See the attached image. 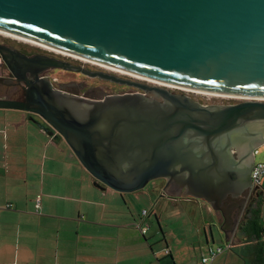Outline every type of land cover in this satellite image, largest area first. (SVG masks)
<instances>
[{
  "label": "water",
  "instance_id": "1",
  "mask_svg": "<svg viewBox=\"0 0 264 264\" xmlns=\"http://www.w3.org/2000/svg\"><path fill=\"white\" fill-rule=\"evenodd\" d=\"M0 30L158 81L252 97L202 104L166 86L0 44L25 80V97H0V108L39 115L42 121H31L63 139L97 186L130 193L165 179L163 191L186 185L221 213L227 194L251 187L234 168L230 136L251 127L260 132L256 148L264 145V0H0ZM49 68L83 71L158 99L72 96L39 79L37 71Z\"/></svg>",
  "mask_w": 264,
  "mask_h": 264
},
{
  "label": "crops",
  "instance_id": "2",
  "mask_svg": "<svg viewBox=\"0 0 264 264\" xmlns=\"http://www.w3.org/2000/svg\"><path fill=\"white\" fill-rule=\"evenodd\" d=\"M165 182L157 180L144 218L135 211L139 191L97 186L63 139L49 137L24 111L0 108V264H197L224 245L229 249L213 264H264V181L235 231L230 218L186 185L163 191ZM253 210L259 233L249 226ZM152 218L162 237L152 231ZM145 223L150 230L143 235ZM212 223L224 244L213 245Z\"/></svg>",
  "mask_w": 264,
  "mask_h": 264
},
{
  "label": "flooded vegetation",
  "instance_id": "3",
  "mask_svg": "<svg viewBox=\"0 0 264 264\" xmlns=\"http://www.w3.org/2000/svg\"><path fill=\"white\" fill-rule=\"evenodd\" d=\"M15 38V37H14ZM16 41L9 40H0V44L4 47L16 49L19 52H22L28 56L34 55H43L48 57H54L58 60H63L69 62L74 66L82 67L88 72L103 71L105 73L116 75L122 79H130L139 82H146L147 84L160 85L158 82H153L152 80H145L139 77H134L126 73H120L118 71H112L105 66H101L98 63H91L84 61L80 58H77L74 54H65L63 52H57L49 49L46 46L25 41L22 39L16 38ZM5 56V57H4ZM0 52V97L8 99H23L25 97L23 87L25 86V80L21 77L22 75L18 71L16 74L7 63L8 57L7 54ZM106 65V64H105ZM36 70L38 68H35ZM27 77L32 76L30 71L26 72ZM66 74L65 78H61V74ZM57 74L58 77L54 76ZM37 76L39 79L47 80L49 79L55 90L72 95L77 97H83L88 99H102L110 95H119V94H144L148 97L158 99V96L152 92H146L138 87L130 86L125 83L117 82L111 79L102 78L99 76L92 77L83 71H72L62 68H49L45 70H38ZM141 76V75H140ZM166 86V85H163ZM168 87V86H166ZM171 88V87H169ZM179 89V88H177ZM193 90V89H192ZM173 92L172 90H170ZM186 91V90H184ZM178 93V92H173ZM185 94V93H179ZM160 98V97H159ZM193 98V97H192ZM160 101H163L162 99ZM200 102V101H198ZM202 103V102H200ZM237 103V102H236ZM204 104V103H202ZM211 104H233V103H208ZM29 120H38L42 121L41 117L35 113L25 112ZM260 134L258 129L247 127L243 134L233 133L231 137L233 150V158L235 160L234 168L241 170L243 182L246 186L250 185L251 187H245L240 194L234 198L233 194H227L222 203V214L230 218L233 224L239 223L249 214L251 206L259 201L258 189L255 190V186H252L251 171L256 164L255 161V150L257 137ZM157 180L154 182L156 184ZM239 225V224H238Z\"/></svg>",
  "mask_w": 264,
  "mask_h": 264
},
{
  "label": "rangeland",
  "instance_id": "4",
  "mask_svg": "<svg viewBox=\"0 0 264 264\" xmlns=\"http://www.w3.org/2000/svg\"><path fill=\"white\" fill-rule=\"evenodd\" d=\"M9 39H11L12 41L17 40L16 38H14L10 35H5V34L0 33V40H9ZM161 86H163V85H161ZM167 88L169 90H172L173 92L185 93V94L193 97L195 100L200 101L204 104H208V103H236V102L243 100L241 98L230 97V96L229 97L214 96V95H209V94L184 91L182 89H177V88H172V87L171 88L167 87ZM255 161H256V163L257 162H264V145L260 146L258 148V153L255 155ZM155 181L150 182L144 189L139 191V193L137 194L136 197H134V198H136L134 201L139 202L138 205H135V209H136L135 211L139 215L144 216V218L151 216V213L149 211V209L151 208V202L149 203V201L151 200V195L155 194V183H154ZM128 194H130V193H128ZM148 194H149V196H148ZM126 196H127L126 197L127 201H130L131 195H126ZM262 207L264 209V205ZM144 210H146L148 212L147 215H144ZM151 225H152V231H156V233H158L162 237L161 231L159 229V225H158L155 218H152ZM212 225H213L212 226L213 232L215 235V243H213V242H211V243H213V245L218 244V243H223L224 238L221 236V233H220L218 227L216 226L215 223H212ZM208 231L210 232V228H208Z\"/></svg>",
  "mask_w": 264,
  "mask_h": 264
},
{
  "label": "bare ground",
  "instance_id": "5",
  "mask_svg": "<svg viewBox=\"0 0 264 264\" xmlns=\"http://www.w3.org/2000/svg\"><path fill=\"white\" fill-rule=\"evenodd\" d=\"M0 33L1 34H5V35H10L12 37H15V38H18V39H22V40H25V41H30V42H34V43H37V44H40V45H43V46H46L48 47L49 49L51 50H54V51H57V52H63L65 54H70V52H67V51H63V50H60V49H57V48H54L52 46H49V45H46V44H43V43H40V42H35V41H31V40H27L21 36H17V35H14V34H11V33H8V32H5V31H1L0 30ZM73 54V53H71ZM70 54V55H71ZM76 54H74L75 56ZM77 58H80L84 61H87V62H91V63H98V65L100 64L101 66H105L106 68L110 69V70H114V71H118V72H122V73H126V74H129V75H132L134 77H139V78H142V79H145V80H152L153 82H158V84H161V85H166L168 87H172V88H179V89H182V90H186V91H191V92H195V93H202V94H209V95H214V96H223V97H236V98H241V99H251L252 97H248V96H243V95H232V94H225V93H222V92H214V91H201V90H198V89H195V88H190V87H183V86H177V85H174L170 82H163V81H158L156 79H152V78H148L146 76H143L140 74H136V73H133V72H129L127 70H124V69H121V68H117V67H113V66H110V65H105V63H102V62H97L95 60H91V59H88L86 57H83V56H80V55H76ZM193 89V90H192ZM259 99H262L264 100V97L262 98H259Z\"/></svg>",
  "mask_w": 264,
  "mask_h": 264
},
{
  "label": "built area",
  "instance_id": "6",
  "mask_svg": "<svg viewBox=\"0 0 264 264\" xmlns=\"http://www.w3.org/2000/svg\"><path fill=\"white\" fill-rule=\"evenodd\" d=\"M263 146V145H262ZM259 148V147H258ZM258 148L255 150V154L258 153ZM251 179H252V186L258 187L262 185L264 181V162H257L252 171H251ZM36 209L37 211L41 207V195H38L36 198ZM147 211L144 210V215H147ZM139 228L143 235L147 234V232L150 229V226L148 223H145L143 225H139ZM227 249H229L228 245L224 246H218L216 248H210L209 252L206 255H203L200 260H198L197 264H213L215 258L225 252ZM168 251V250H167Z\"/></svg>",
  "mask_w": 264,
  "mask_h": 264
},
{
  "label": "trees",
  "instance_id": "7",
  "mask_svg": "<svg viewBox=\"0 0 264 264\" xmlns=\"http://www.w3.org/2000/svg\"><path fill=\"white\" fill-rule=\"evenodd\" d=\"M249 224H250L249 226H251L253 230L258 231V233L261 232L262 226L259 225V223H258V217H257V214H256V212L254 210H253L252 219H251V221H250Z\"/></svg>",
  "mask_w": 264,
  "mask_h": 264
}]
</instances>
